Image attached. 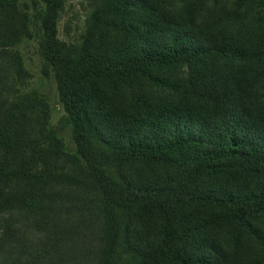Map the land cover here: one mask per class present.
<instances>
[{
	"label": "trees",
	"instance_id": "obj_1",
	"mask_svg": "<svg viewBox=\"0 0 264 264\" xmlns=\"http://www.w3.org/2000/svg\"><path fill=\"white\" fill-rule=\"evenodd\" d=\"M32 2L76 150L0 0V264H264V0H103L78 44Z\"/></svg>",
	"mask_w": 264,
	"mask_h": 264
},
{
	"label": "rangeland",
	"instance_id": "obj_2",
	"mask_svg": "<svg viewBox=\"0 0 264 264\" xmlns=\"http://www.w3.org/2000/svg\"><path fill=\"white\" fill-rule=\"evenodd\" d=\"M102 2L103 0H64L63 8L57 16V36L67 43H80L85 36L91 13L102 5ZM40 6L42 2L34 4L32 0H20L19 3V7L28 14L27 23L32 36L23 37L14 47L20 55L22 71L13 79L15 90L10 97H21L26 102H36L44 107L49 113L47 125L56 129L57 136L62 142L61 148L67 152H75L76 146L71 137L70 128L61 125L64 110L52 69L40 51L39 39L42 30L37 17V9ZM41 100L47 104L45 102L40 104ZM60 163H63L62 159ZM3 221L4 219H0V234L3 231ZM26 229L32 230L30 227Z\"/></svg>",
	"mask_w": 264,
	"mask_h": 264
}]
</instances>
